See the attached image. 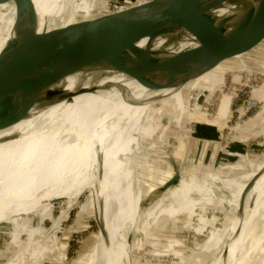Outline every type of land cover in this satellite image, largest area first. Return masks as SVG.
<instances>
[{
  "label": "rangeland",
  "instance_id": "rangeland-1",
  "mask_svg": "<svg viewBox=\"0 0 264 264\" xmlns=\"http://www.w3.org/2000/svg\"><path fill=\"white\" fill-rule=\"evenodd\" d=\"M66 1L64 26L90 17L110 0H77L70 10L67 7L73 0ZM21 8L22 1L0 6V52L16 21L25 20ZM200 92L208 95L194 113L191 100ZM167 96L179 110L167 109L159 116L156 113L161 108L157 107L147 116L141 149L133 151L126 140L112 142L107 152L104 149V161L100 163L105 168L101 174L104 207L95 206L93 195L97 165L87 187L71 204L86 174L85 165L72 176L68 171V182L57 199H47L45 207L27 201L14 211V205L13 211L0 219V264H83L103 241V226L107 225V232L113 224L127 186H135L130 165L133 170V160L139 156L144 159L137 164L142 214L137 232L130 235L129 244L122 246L119 264L128 263L131 250L130 264H208L214 258L222 259L230 245L228 238L238 228L239 206L233 200L244 193L256 169L264 165V44L253 56L225 62L183 85L180 92L168 90ZM167 113L170 117L165 118ZM155 117L158 125L153 123ZM254 117L259 122L253 125L250 121ZM242 139L246 140L244 151H230ZM163 153L167 155L164 158ZM170 172L180 174L186 182L164 196L162 179ZM0 179L5 178L0 175ZM242 186L244 191L239 194ZM263 191L264 184L258 180L247 197H260ZM241 223L235 244L245 241L254 225L262 228L264 218L244 213ZM260 229L255 238L264 235V229Z\"/></svg>",
  "mask_w": 264,
  "mask_h": 264
},
{
  "label": "bare ground",
  "instance_id": "bare-ground-1",
  "mask_svg": "<svg viewBox=\"0 0 264 264\" xmlns=\"http://www.w3.org/2000/svg\"><path fill=\"white\" fill-rule=\"evenodd\" d=\"M73 1L67 7L69 10V7L77 0ZM65 2L67 1L22 0L23 8L21 9H24L26 15L24 18L26 19L35 4L39 10V29L50 31L65 27ZM73 12V10L70 11L71 14ZM221 16L214 19H197L188 23L186 27L191 31L207 34L217 28L221 22ZM23 22L24 19L16 21L15 26ZM11 38L12 32L8 39ZM108 52L102 54L98 60L92 63L85 73L76 74L66 81L65 86L68 90L81 87L85 91L45 101L41 105L35 106L23 121L0 132V175L5 178L4 180L0 179L1 220L6 212H12L11 209L14 207V211L21 208L20 205H24L27 201H37L40 207H45L47 199H57L62 188L68 182H65L68 171L72 176L81 169L82 164L85 165L86 174L82 178L80 186L75 189L70 204L77 200L80 192L87 187L89 180L94 175L95 165H97L92 189L95 206L104 207L105 183L101 179V174L105 168L100 164L104 161V149L106 148L107 152L112 142L119 144L124 140L128 141L133 151L136 148L137 150L141 149V138L146 137L142 126H145L147 116L152 114L154 109L157 110V107L161 108L156 113L159 116H162L167 109L178 112L179 109L168 100V90H151L124 71L111 69V63L128 60L133 53H136L139 56L138 60L129 66L149 75L198 68V65L181 51L145 35H126ZM241 56L239 55L237 58L242 60L243 56ZM172 86V89L169 90L176 93L180 92L183 87L178 84ZM200 95L201 92L191 100L192 104L194 103L192 108L194 113L203 106L196 101ZM179 102L181 101L179 100ZM182 102L185 103L183 99ZM167 114L165 118L170 117L169 113ZM214 116L218 117L219 115L215 113ZM153 123L158 125L160 121L155 117ZM166 156L164 153L161 155L162 158ZM141 159L140 156L134 158L133 170L130 165V175L136 178L135 186H127L126 196L120 202L113 224L111 223L112 226L110 225L107 232V225L103 226L101 232V234H105L103 241L92 253L87 255L83 264L120 263L123 257V254L121 255L122 246L129 244L130 235L137 232V222L142 214L141 185L140 181L138 182L137 171V164ZM143 165L147 167V164ZM262 169H264V165L256 170L259 172ZM256 174L254 173L253 177ZM172 176L174 174L170 172L169 175L163 177V185ZM259 180L264 184V175ZM185 182L186 178H182L179 184L167 190L164 196L185 185ZM242 188L244 186L241 187L239 194L244 191ZM260 195V197L246 198L244 213L252 212L254 215L260 214L264 218V191ZM240 196L242 195L240 194L237 199L233 200L234 205L239 206ZM255 208L256 211H254ZM142 219L143 217L140 221ZM260 228L257 224L254 225L245 241L238 244L235 242V245L229 247L228 264H233V261L236 262L235 264H264V235L255 238L256 232ZM261 229H264V223ZM131 251L127 264H130L132 252H134ZM255 253L257 254L254 256ZM218 259L214 258L208 264H220ZM15 264H19V262Z\"/></svg>",
  "mask_w": 264,
  "mask_h": 264
},
{
  "label": "water",
  "instance_id": "water-1",
  "mask_svg": "<svg viewBox=\"0 0 264 264\" xmlns=\"http://www.w3.org/2000/svg\"><path fill=\"white\" fill-rule=\"evenodd\" d=\"M17 1L22 0H0V6ZM219 15L220 24L207 34L186 27L197 19ZM39 27V10L34 4L24 22L13 25L12 38L0 52V132L23 121L45 101L85 91L81 87L68 90L66 81L85 73L126 35L150 37L181 51L198 65L188 71L149 75L129 66L138 60L136 53L128 60L111 63V69L124 71L151 90L186 85L239 55L253 56L264 44V0H110L90 17L65 27L50 31ZM206 95L198 98L199 105ZM263 175L264 169L240 197L238 228L228 238L230 245L220 264H228L229 247L241 230L246 198ZM181 179L180 174H174L161 190L175 187Z\"/></svg>",
  "mask_w": 264,
  "mask_h": 264
},
{
  "label": "crops",
  "instance_id": "crops-1",
  "mask_svg": "<svg viewBox=\"0 0 264 264\" xmlns=\"http://www.w3.org/2000/svg\"><path fill=\"white\" fill-rule=\"evenodd\" d=\"M250 122H252V124H257V122H259V118L257 117H254ZM214 128H217L216 126H214ZM206 129H209V127H207ZM218 132V131H217ZM216 135V133H215ZM207 136V135H206ZM246 144V140L245 139H242L241 141H239L237 144H233L231 147H230V151H235V152H243L244 149H245V145ZM233 154V153H232ZM238 154V153H237ZM236 154H234L235 156ZM230 157V156H229ZM229 157H225L227 159H231Z\"/></svg>",
  "mask_w": 264,
  "mask_h": 264
},
{
  "label": "built area",
  "instance_id": "built-area-1",
  "mask_svg": "<svg viewBox=\"0 0 264 264\" xmlns=\"http://www.w3.org/2000/svg\"><path fill=\"white\" fill-rule=\"evenodd\" d=\"M255 89L252 90V93H254Z\"/></svg>",
  "mask_w": 264,
  "mask_h": 264
}]
</instances>
